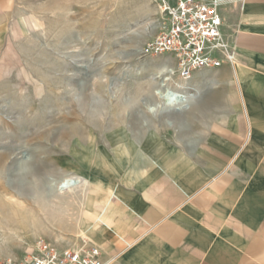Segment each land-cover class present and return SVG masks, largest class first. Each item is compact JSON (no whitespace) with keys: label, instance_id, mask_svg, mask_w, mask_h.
Returning <instances> with one entry per match:
<instances>
[{"label":"crops","instance_id":"crops-1","mask_svg":"<svg viewBox=\"0 0 264 264\" xmlns=\"http://www.w3.org/2000/svg\"><path fill=\"white\" fill-rule=\"evenodd\" d=\"M222 2L235 58L178 77L185 99L162 105L172 125L65 166L89 181L74 192L76 235L104 263L264 264V0Z\"/></svg>","mask_w":264,"mask_h":264},{"label":"rangeland","instance_id":"rangeland-1","mask_svg":"<svg viewBox=\"0 0 264 264\" xmlns=\"http://www.w3.org/2000/svg\"><path fill=\"white\" fill-rule=\"evenodd\" d=\"M159 16L154 0H0V259L78 241L89 181L65 166L175 121L155 92L174 61L144 51Z\"/></svg>","mask_w":264,"mask_h":264},{"label":"built area","instance_id":"built-area-1","mask_svg":"<svg viewBox=\"0 0 264 264\" xmlns=\"http://www.w3.org/2000/svg\"><path fill=\"white\" fill-rule=\"evenodd\" d=\"M159 12L158 34L144 51L169 55L174 72L190 79L197 71L216 69L232 62L235 52L224 35L222 0H154ZM73 244L59 246L43 238L20 259H0V264H105L101 245L79 236Z\"/></svg>","mask_w":264,"mask_h":264},{"label":"bare ground","instance_id":"bare-ground-1","mask_svg":"<svg viewBox=\"0 0 264 264\" xmlns=\"http://www.w3.org/2000/svg\"><path fill=\"white\" fill-rule=\"evenodd\" d=\"M158 78H161L162 81L160 85L156 88V95L162 100V105L165 107L173 105L174 101L171 100L168 92L169 91H174L177 93L182 94L180 91H176V89L179 88H186L185 84L183 81L179 80L176 78V73L174 72V67L172 68L169 66L167 63H164L160 66V71H158ZM181 78V77H179ZM183 79V78H181ZM184 80V79H183ZM187 94V93H185ZM188 96V95H187ZM187 98V97H186ZM148 108L151 111H156L157 105H149ZM5 214L7 218L10 220L12 218V214L9 211H5ZM14 219V218H13Z\"/></svg>","mask_w":264,"mask_h":264},{"label":"water","instance_id":"water-1","mask_svg":"<svg viewBox=\"0 0 264 264\" xmlns=\"http://www.w3.org/2000/svg\"><path fill=\"white\" fill-rule=\"evenodd\" d=\"M168 94H169L171 100L176 102V103L183 101L185 99L184 95L177 93V92H174V91H169Z\"/></svg>","mask_w":264,"mask_h":264}]
</instances>
